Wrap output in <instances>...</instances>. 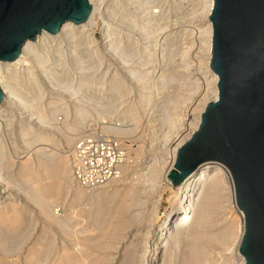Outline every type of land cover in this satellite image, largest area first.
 Returning <instances> with one entry per match:
<instances>
[{
	"label": "rangeland",
	"instance_id": "obj_1",
	"mask_svg": "<svg viewBox=\"0 0 264 264\" xmlns=\"http://www.w3.org/2000/svg\"><path fill=\"white\" fill-rule=\"evenodd\" d=\"M207 1L101 0L73 39L79 63L64 55L62 73L47 69L54 80L36 61L17 70L10 82L20 100L0 113V264H241L240 224L222 185L203 202L202 226L186 225L152 259L177 197L165 179L170 156L213 96ZM83 135L119 142L118 178L76 184L71 150Z\"/></svg>",
	"mask_w": 264,
	"mask_h": 264
},
{
	"label": "water",
	"instance_id": "obj_2",
	"mask_svg": "<svg viewBox=\"0 0 264 264\" xmlns=\"http://www.w3.org/2000/svg\"><path fill=\"white\" fill-rule=\"evenodd\" d=\"M91 12L88 0H0V61L17 59L41 31L86 23ZM209 22L217 99L205 105L167 178L177 186L202 163L223 164L244 215L238 252L244 264H264V0H213Z\"/></svg>",
	"mask_w": 264,
	"mask_h": 264
},
{
	"label": "bare ground",
	"instance_id": "obj_3",
	"mask_svg": "<svg viewBox=\"0 0 264 264\" xmlns=\"http://www.w3.org/2000/svg\"><path fill=\"white\" fill-rule=\"evenodd\" d=\"M88 1H89L90 5L92 6V12H91V15H90V17L86 23H83L80 25H74L71 22H65L61 26L60 31L56 35L49 34L46 31H41L40 34H38L36 36V40H34V41L27 40L23 44V46L21 48L20 56L17 59H15L12 62L0 61V89L2 90L3 95H4L3 102L0 105V113H2V108L7 102H9L10 100L17 97V94L15 93V90L13 89V86L11 84L12 82H10V80L12 78L14 79L15 75H17L16 74L17 70L22 69L23 71H27V73H28L30 71V69L28 67L30 62L36 61V65L39 67L40 71L42 73H46V71L44 70L46 60L42 58V55L40 56L39 52L37 51L38 49L35 48L43 36H49L51 38H70V39H74L76 37L81 38L83 35L81 37H80V35L83 34L84 31H86V28L88 26H91L93 19L95 17V14L99 10L101 0H88ZM212 6H213V0H208L207 1V11H206V15H205L207 18V26L203 32L204 37L206 39L205 44H206V51H207V56H208V58H207L208 68H209V61L211 58V26H210V22H209V15L211 13ZM168 37H169V35H168ZM110 43H112V42H110ZM84 45H85V43H84ZM172 54H173V52H172ZM50 71H48V72H50ZM209 71H210V77H211L210 85L212 84V86H213L212 92H211V94H213V96H212V99L210 102H213V101H216L217 95H218L217 86H216L217 77L211 70H209ZM50 75H51L52 79L54 80L53 73ZM56 75H55V78H56ZM158 77H160V75ZM85 83L86 82H84L83 84L80 83V86H77V89L80 90L79 87H82V89H83V86L87 88L88 86H85V85H89V84H85ZM14 88H15V86H14ZM166 88H167V86H166ZM70 89H71V87H70ZM16 91H17V89H16ZM25 91L27 92V90H25ZM21 95H22V93H21ZM23 96H25V95H23ZM19 97H17V99ZM18 100H20V99H18ZM203 103L201 105H205V102H203ZM108 108H109V110L111 109V107H108ZM108 108H106V109H108ZM204 108H205V106L200 108L197 121L195 124H193L192 130H190L191 132L188 133L189 135H187V137L185 136V138H183V140H181V142H179V141L177 142V145L174 147L175 149L173 150V153L170 156L171 161H170V164L167 168L165 179H166V184L172 187V189L175 192L174 194H176L177 197L174 200V203H172V212L173 213L170 215V217H168L167 219H165L162 222V224L160 225V227H158V229L156 228V234H157V235H155L156 247L154 248L153 253H152V259L153 260L157 258L155 250H158V249L167 250L168 249L166 246L167 242H172L174 244V242L176 243L179 241V238L181 237L182 232L186 228V225L188 227L190 225H193V226H195V229L202 226L203 222L200 218H203V217H200L201 216L200 212L203 208V202H205V200H207L210 197V195H212V192L216 189L217 186L219 187V185L224 186L227 189V191L229 192V195H230V201L229 202L231 204L230 209L234 212V216H235V218L233 217V221H234V219L239 220L238 223L240 224V228L238 231L239 233H238V241H237V248H236L237 251L239 249L240 240H241V237L243 234L244 215L236 204L235 193H234V184H233L232 176H231L229 170L223 164L218 163V162H214V161H208V162L202 163L182 183L178 184L177 186H173L170 183L169 179L167 178L168 173L173 169L178 149L191 138L192 134L198 128L199 122H200V115L202 114ZM107 113L110 115L109 112H107ZM38 140L42 141L43 140L42 136H40L38 138ZM43 149H44V147H43ZM4 195H5V191L0 193V200L3 198ZM195 198H197L198 201L194 204L189 205L191 203V201L195 202L194 201ZM2 200H4V199H2ZM190 214H192L191 217H190ZM163 242H166L164 246L162 245ZM167 244L169 245V243H167ZM166 255H167V253H166ZM238 256L240 258L241 264H244V260L241 257V255L239 254V252H238ZM164 258H165V256H164ZM152 259H150V260L152 261ZM165 262H167V261H165ZM163 263H164V261H163Z\"/></svg>",
	"mask_w": 264,
	"mask_h": 264
},
{
	"label": "built area",
	"instance_id": "obj_4",
	"mask_svg": "<svg viewBox=\"0 0 264 264\" xmlns=\"http://www.w3.org/2000/svg\"><path fill=\"white\" fill-rule=\"evenodd\" d=\"M76 45L78 44L70 38L43 36L35 48L43 53V59L46 60L44 75L51 76L52 73L47 69L54 68L62 73L63 63L60 64V62L64 55L67 56L70 64L71 62L72 65H75V62L79 63V58L83 55L79 46ZM59 78L58 81L63 83L62 75ZM122 164V147L115 138L83 135L78 137L72 145L71 172L76 184L82 188H98L118 178Z\"/></svg>",
	"mask_w": 264,
	"mask_h": 264
}]
</instances>
